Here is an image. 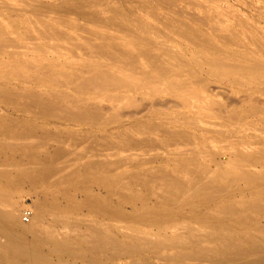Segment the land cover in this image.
Returning <instances> with one entry per match:
<instances>
[{
	"label": "rangeland",
	"instance_id": "1",
	"mask_svg": "<svg viewBox=\"0 0 264 264\" xmlns=\"http://www.w3.org/2000/svg\"><path fill=\"white\" fill-rule=\"evenodd\" d=\"M10 1L21 4L18 5L21 8H28L27 10L29 12H26V14L22 13L24 16L19 15V17L16 16L14 18H10V16L6 17V21H8L6 23L9 24L10 28H8V31L6 30L7 32H4V36H0V38L5 39L6 42L10 44L13 42L12 45L17 47V51H19L18 49L22 50L13 57L0 55V88L4 90L40 93L54 99L57 105H62L56 98L60 94H71L78 98L80 96L71 88H58L55 87L51 81L49 82L48 80L39 78L41 75L37 74V72L31 71V73L30 70H27L25 67L17 65L16 63L18 60L22 62L29 61L44 66L46 69L55 70L57 71V76L54 75V78L57 79V77L60 76L58 79L60 81H63L62 79L65 74L73 78L76 77L81 70L87 69L85 62L88 60L99 61L102 64L104 63L103 66L106 68L111 67L115 71L119 70L117 72L122 75H130L131 77L140 76L139 78L141 79V74L139 73V68H141L140 64H138V66L132 65L130 68L125 58L113 57L95 51L89 52L82 43V39L85 38H92V41L94 40L93 42L95 43L99 42L100 40L96 39L98 34L114 35L116 37H121L123 35L122 30H120L121 32L117 31L112 25L104 21L100 23L92 21L85 15L95 11H98L104 19H107L113 16V12L119 10L126 18L127 27L124 28L125 34L131 33L134 36H138V39L141 38L140 40L146 39L155 44L157 47L155 51L161 54L165 61L167 60L173 64L177 62L181 64L182 62L184 66L189 65L190 68H193V65L196 66L195 68L203 67V69H205L206 67L205 70L196 73V76H198L197 78L193 73V75L189 73L193 71L188 72L186 67L189 66L183 68L184 72L181 73V77L184 79V82L190 83H188L186 90L182 91V94L186 91V98L191 101L189 105H185L184 99H181L178 95L171 96L167 94L165 90H163V85H160V83L159 85L162 86L160 93L149 95L146 91H149L150 87L143 86L142 80H139V78L136 80L139 84L141 82L142 87L136 92L122 91L121 93H103L98 97H81L89 104H94V106H99L102 109L104 107V110L107 111H104L107 116L101 121L103 122L104 120L110 119L111 121L109 123L97 124L91 121H66L61 118L38 116L33 112H20L19 110H14L0 103V140L2 139L3 142L10 140V134L21 128L38 129L40 132L44 131V133L54 135L56 133L60 140L57 139V142L54 139H49L48 143L34 150H30L29 153L24 152L25 147L23 146L21 148L11 149L0 148V170L3 171H1L2 176L0 175V211H9L13 213V220L16 221H12V228L18 230L19 225L33 224L34 218L39 219L45 217L47 219L46 221H48L49 219L52 220V218L67 217L73 220L75 219L76 221H97L99 227L103 228L106 232L114 234L113 236L122 241L130 242L131 240H124L123 236L126 235V233H132L133 230L131 226L137 223L136 221L129 222L130 219L125 222L118 221L117 219L119 217L115 215L114 210L119 207L120 203H134L133 205H137L139 208L144 204L147 205L149 209L154 207L157 203L156 201L150 200L146 190H143L140 185L128 184V179L136 174L147 173L150 169L162 167L173 169L175 164L184 163L183 160H176L168 164L154 163L141 166L130 164L110 172L104 171L92 175L85 172L84 165L82 164L74 180L69 182L49 183L42 179V175L38 169L40 170V168L59 157V148L57 144H60L65 149L63 155L56 160L58 176L70 172L75 168L77 163L80 164L90 158H94V154L98 152L111 151L114 145L109 144L116 143L118 146L121 145L123 142L120 138L123 139L127 136L126 134L134 135L136 138L149 136L162 139L159 135H162L164 129L181 132L184 137L182 135L178 138L176 137L171 144L182 145L183 148L190 151H194V149L202 151L204 155L201 154V157H203L202 159L199 157L198 162L204 163L210 168L208 169V175H212L220 168L225 170L226 167L232 166L234 159L229 158L230 156L227 152H223V150L228 151L232 145L234 143L237 144L240 139L243 141V146H249L253 151L264 148V122L260 121V117H264V78H262L263 80H258L256 78V80H251V82L248 83L249 86L248 84L242 83L248 81L243 79L239 85H233L231 84L232 80H239L240 78L246 77L248 79L249 76L233 75V77L230 76L228 78L224 75L220 76L214 74L218 72L217 68H212L213 65L208 64L209 61L207 60H205L207 63H204L206 66H202L197 62L195 63L198 54H204L203 56L206 58H217V55L221 56L219 53H224V50L236 47L232 43L229 44V46L225 45L220 40H212V37H215L218 32L212 28L213 23H206L205 17L215 14L216 5L223 7V14L219 15L220 17H218V20H223L224 23H230L233 17L237 18V22L240 25L237 23L236 28L245 31V39L242 47L248 45L246 48L258 51L261 42L259 39L253 40L252 42L251 38L254 32L256 35L264 38V0H74L75 3L73 0V3L70 2L71 0H67L68 2L64 0ZM35 1L39 3L40 6L36 4ZM21 2H23V4ZM31 5H33V7H31ZM43 8H45V10ZM74 8H76V10ZM33 13L38 16L42 13L40 15L44 16L42 18H49L50 22L52 24H57L65 35L61 37V39L40 38L37 35V31H32V29L36 30L40 28L38 26V20ZM25 16L28 18H25ZM131 20H134V24ZM13 21L14 24L18 21L14 28L12 26ZM24 21L28 23L25 24ZM150 21L152 23L154 22L153 25ZM189 30L191 32H189ZM196 31L197 35H195L198 36V38L209 39V47L211 49L215 47L224 50L214 52L213 49L212 51L206 46L195 43L191 35L196 33ZM214 32L216 34H214ZM224 33L229 36L228 33ZM11 37L13 39H11ZM119 40L123 42L121 38ZM119 40L116 41L118 42ZM44 41L51 46V50L64 54V57H35L31 49ZM213 43L215 45H213ZM24 46L27 48L29 47L31 51L22 54L23 52L21 51H23L22 47ZM200 47H202V50L199 49ZM205 49L208 50L210 55L212 52H214V55L216 53V56L206 55L208 52L205 54L204 51H207ZM130 56L133 57L132 54H130ZM68 61H72L73 64L70 66ZM141 61L143 62L144 59ZM187 61H189V63ZM209 69L212 71V74L207 73ZM189 74L193 78L190 77ZM35 75H37V77ZM38 75L40 76L38 77ZM123 93L133 94L136 100L135 104L129 107L125 103L127 97L123 95ZM114 96H116L114 100H106ZM182 97L184 96L182 95ZM124 107L126 110H124ZM151 109H158L160 112L157 115L151 116ZM113 112H122L120 113L122 117H120V119L111 118ZM171 119L176 120V122H166V120ZM162 120L165 121L163 122ZM80 156H82V158ZM255 161L259 163L256 169L250 166L249 163L252 162L250 160L244 161L245 164L244 166H240V169L245 168L243 173L247 176H264V161H259V159ZM66 168L69 170L67 171ZM180 175L183 176L184 174L180 173ZM55 177H57V175ZM244 187L245 186H238L234 191L240 192ZM122 190L131 193L124 197L121 196L122 194L120 193ZM260 190H264V185L258 189V191ZM118 196L121 200L118 199ZM39 204H42L43 210L38 209ZM26 208L31 209L33 214L30 221H26L23 218V211ZM213 208L216 207H211V209ZM59 210H63L65 213L62 215L58 213ZM129 211H131V209H129ZM154 211H158V208L155 207ZM164 212L166 211H161L159 213L164 214ZM167 212L173 214L176 211L167 210ZM202 215L203 214H199V217ZM51 222L43 223L40 226L44 228L54 226L57 231L61 233L65 232V230H59L58 226L53 225ZM189 222L191 223L193 221L188 220L185 223L183 221H172L171 225L175 228L183 223V226L189 225ZM237 223L243 224L242 219L238 218ZM192 225H194L195 228L198 227V229H205V227L200 224L197 225L192 223ZM227 226L237 231L241 239H245L246 236L264 232V222L262 221H257L249 229L248 227H246V229L243 227L242 230H240L241 228L237 229L233 228L231 225ZM83 231H85L84 227L75 228V231L70 232L68 235L69 237L64 239L63 243L65 246L60 248L61 250H66V248L70 247L69 251L72 255L66 256L64 259L70 261L72 264H131L133 259L136 258L122 257L115 262H111L109 260L110 253L104 252L100 255H90L87 251V246L80 240H76V236L80 235ZM180 236L186 240L191 238L187 233H182ZM169 238L171 240L176 239L172 236H169ZM168 253V255L175 256L177 250ZM168 255L165 252L162 253V256ZM144 257L151 259L150 262L152 263L160 264L159 259L153 255L145 254ZM1 260L2 257L0 256V263L2 262ZM95 261H97V263Z\"/></svg>",
	"mask_w": 264,
	"mask_h": 264
},
{
	"label": "bare ground",
	"instance_id": "2",
	"mask_svg": "<svg viewBox=\"0 0 264 264\" xmlns=\"http://www.w3.org/2000/svg\"><path fill=\"white\" fill-rule=\"evenodd\" d=\"M64 1L68 2L67 0ZM70 2H72V0ZM21 3L23 4V2ZM36 4L39 5L37 2ZM18 5L21 4L13 3L10 0H0L1 37L4 36V32L10 28L9 24L6 23L8 22L6 21V17H19V15H22V13L26 14V12H29L27 10L28 8H21ZM31 7H33V5H31ZM43 9L45 10V8ZM74 9L76 10V8ZM215 10L216 11L213 16L209 15L205 17L206 23H213L212 28L218 32V34L214 32L216 36L212 37V40H220L225 45L232 43L236 47L233 49L230 48L228 50L212 47L214 52H217L218 50H224V53H219L221 56L217 55V58H206L203 56L204 54H198L196 60L194 59L195 63H200V65L203 66L207 63L205 61L207 60L209 61L208 64L213 65L212 68H217L218 72L214 74L220 76L224 75L228 78L230 76L233 77V75H243L244 77L249 76L248 79L246 77L240 78L239 80H232L231 84L233 85H239V83H241L243 80H248L246 82H242L244 84L250 83L251 80H263L264 38L262 36L256 35L255 32L252 34V42L253 40L257 39H259L261 42L258 51H253L249 48H246L248 47L247 44L246 47H242L245 39V31H241L240 29L236 28L238 23L237 18L233 17L230 23H224L223 20H218V17H220L219 15L223 14V7L216 5ZM40 15L38 16L34 14L38 20V26L40 28H37L36 30L32 29V31H37V35L40 38L61 39V37L65 35L57 24H52L49 18H42L44 16ZM85 15L92 21H97L99 23L104 21L112 25L117 31L122 30L123 32L121 37L98 34L96 39L100 41L96 43L93 42L94 40L92 41V38L82 39V43L85 45L87 50H89V52L95 51L102 54H108L113 57H121L123 59L125 58L127 63L130 65V68L132 65L138 66V64H140L141 68H138L140 69L139 73L141 74V79L139 78L140 76H135V78L134 76L131 77L130 75H122L117 72L119 70L116 69L117 71H115L111 67L106 68L103 66L104 63L102 64L99 61L88 60L85 62L87 69L81 70L80 73H78L76 77L73 78H70V75L67 76L65 74L62 79L63 81H60L58 80L60 76L57 77V79L54 78V75L57 76V71L49 68L46 69L44 66H40L29 61L22 62L18 60V62L16 61L17 65L25 67L27 70H30V72H37V74L41 75V77L38 75L39 78L48 80L49 82L51 81L53 85L58 88H71L80 96L78 98L77 96L71 94H57L58 96L56 95V98L62 103V105H57L54 99L49 96H44L40 93L29 91L12 92L10 90H4L0 88V103L13 108L14 110H19L20 112H33L38 116L61 118L66 121H91L92 123L97 124L109 123L111 121L110 119L104 120L103 122L101 121L105 116H107L105 115L106 113L104 111L106 110H104V107L102 109L99 106H94V104H89L81 97H98L103 93H121L122 91L136 92L142 87L141 82L140 85L136 80L138 78L139 80H142L143 86H148V88L150 87V90L146 91V93L149 95L160 93L162 87L160 85L162 84L163 90H165L167 94L171 96L178 95V97L184 99V103H186L185 105H189L191 103V101L186 98V91L184 94H182V91L186 90V87L190 82H184V79L181 77V73L184 72L183 68L189 65L184 66L181 61V64H179V62L173 64L167 60L165 61L161 54H158L155 51L157 48L155 44L146 39L140 40L141 38L138 39V36H134L131 33L125 34L124 28L127 27L126 18L123 16V14H121V12H119V10L117 12H113V16L107 19H104V17H102L98 11ZM26 17L27 16H25V18ZM131 21L133 22L134 20ZM17 22L15 23L16 25ZM24 23L27 24L28 22L24 21ZM15 24L13 21V28ZM189 32L191 31L189 30ZM224 32L228 33L229 36ZM195 34L197 35V31L191 35L193 41L206 46L209 49V39L207 40L206 38H198V36ZM120 38L123 42L119 40ZM11 39L13 38L11 37ZM116 40H119L120 42H117ZM12 44L6 42V40L3 38H0V55L13 57L14 55H17L20 50H22L18 49L19 51H17V47ZM213 45L215 44L213 43ZM50 47L51 46H49L48 43L44 41L43 43L34 46V48L31 50H33L32 52L34 53L35 57H64V54L55 50H51ZM22 48V54L31 51L29 47L27 48L24 46ZM202 49L204 50V47ZM204 52L206 54L208 50ZM214 52H212V56L214 55ZM130 54H132L133 57H131ZM206 55H210L209 52ZM214 56H216V53ZM141 58L144 59L143 62L141 61ZM123 59L120 60L124 61ZM187 62L189 63V61ZM68 64L71 66L73 63L72 61H68ZM195 67L196 66L193 65V68H190V66L186 68L188 69V72L193 71L189 73H193L194 76L197 75V72L206 69V67L205 69H203V67ZM207 73L212 74V71L209 69ZM35 76L37 77V75ZM189 76L192 77L190 74ZM197 77L198 76H196V78ZM125 93H123V95L127 97V101H125V103L131 107L135 104V97L133 94L131 95ZM180 94H182L184 97H182ZM115 97L116 96L113 98L110 97L106 100H114ZM125 107L124 110H126ZM159 112L160 111L158 109L152 110L150 115H157ZM120 113L122 112H113L111 118L120 119V117H122V114ZM260 118V121L264 122V117ZM166 122L175 123L176 120L171 119L166 120ZM126 135L127 136H125L123 139L120 138V140L123 142L121 145L118 146L116 143L109 144L114 145L115 148L112 147L111 151L107 150L98 152L97 154H94V158H90L80 164L77 163L75 168L70 172L63 175L61 174L59 176L57 172L58 166L56 165V160L63 155L65 149L60 144H57V147L59 148V157L56 160L51 161L46 166L40 168L41 171L39 169L38 171L41 173L42 179L44 181L49 183H59L74 180L78 175L79 167L82 166V164L84 165L85 172L89 175H92L104 171L110 172L130 164H134V166L154 163L168 164L176 160H183L184 163H179L177 165L175 164L173 169L165 167L150 169L147 173L136 174L128 179V184L140 185L143 190H146L150 200L156 201L157 203L154 207H152L153 209L147 208V205L144 204H142L141 208H139L137 205H133L134 203H120L119 207L114 210L115 215L119 217L117 219L118 221L125 222L128 221V219H130L129 222L136 221V225H129L131 226L133 232L130 234L126 233V235L123 236L124 240L131 241H122L119 238L113 236L114 234L106 232L103 228L99 227L97 221H76L75 219L73 220L67 217L52 218V220L49 219L50 221H46L47 219L45 217L39 219L34 218L33 224L19 225V229L16 230L15 228H12V221H16L13 220V213L9 211H0V256L2 257V262L0 264H72L70 261L64 259V257L72 255V253L69 251L70 247L66 248V250H61L60 248L65 246L63 241L65 238L69 237V233L74 232L75 228L78 227H84L85 231L76 236V240H80L87 246L88 253L93 256L100 255L104 252L110 253L109 260L111 262H115L122 257H136L133 259L131 264H155L150 262L151 259L148 257H144L145 254H150L158 258L160 264H264V232L246 236L245 239H241V236L237 231L227 226L231 225L233 228H241L240 230H242L243 227L244 229H246V227L249 229L257 221L264 222V190L258 191V189L264 185V176H247L243 173L245 168L240 169V166H244V161L248 160L252 161L249 163L250 166L256 169L259 163H257L255 160L259 159V161H264V148H259L253 151L250 149L251 147L243 146V141L240 139L239 142L237 141V144L234 143L228 151L223 150V152H227V154L230 156L229 158L234 159L232 166L226 167L225 170L220 168L212 175H208V169L210 168H208L204 163L198 162V158L201 157V154H203L202 151L196 149H194V151H190L186 148H183L182 145L180 146L171 144L173 139H176V137L178 138L180 135H182L181 132H174L171 129H164L161 136L157 134L162 139L149 136L144 138L140 137V139L136 138L134 135ZM10 136L11 138L7 142H3L2 139L0 140V148L11 149L21 148L23 146L25 147L24 152L26 153H29L30 150H34L37 147L48 143L49 139H54L57 142L59 140V136L56 133L55 135L48 134L44 133V131L40 132L38 129L29 128H21L16 132H12ZM80 157L82 158V156ZM1 171L2 170H0V175ZM180 173L184 175L182 176ZM56 175L57 177H55ZM238 186L245 187L242 191L235 192L234 190ZM120 193L122 194L121 196L125 197L130 195L131 192H128V194L122 190ZM119 196L118 199L121 200ZM214 206L216 208L211 209V207ZM155 207L158 208V211H154ZM38 209H44L42 204L38 205ZM129 209H131V211H129ZM167 210H174L176 212L172 214L168 213ZM161 211L166 212L161 214L159 213ZM58 213L63 215L65 212L63 210H59ZM199 214L203 215L199 217ZM32 215L33 214H31L30 220ZM238 218L242 219L243 224L237 223ZM188 220L193 222H189V225L187 224L183 226V224ZM172 221H183L184 223L179 227L176 226L173 228L171 225ZM47 222H51L53 225L58 226L59 230H65V232L61 233L60 231H57L54 226L50 228H44L40 226L41 224ZM192 223L197 225L200 224L201 226H204L205 229H198V227L195 228ZM182 233L189 234L191 238L187 237V240L184 239L180 236ZM169 236L175 237L176 239L171 240ZM176 250L177 253L175 256L168 255V252ZM163 252H165L168 256H162ZM95 262L97 263V261Z\"/></svg>",
	"mask_w": 264,
	"mask_h": 264
},
{
	"label": "built area",
	"instance_id": "3",
	"mask_svg": "<svg viewBox=\"0 0 264 264\" xmlns=\"http://www.w3.org/2000/svg\"><path fill=\"white\" fill-rule=\"evenodd\" d=\"M31 214H32L31 209L26 208V209L23 211V218H24V220L29 221V220H30V217H31Z\"/></svg>",
	"mask_w": 264,
	"mask_h": 264
}]
</instances>
